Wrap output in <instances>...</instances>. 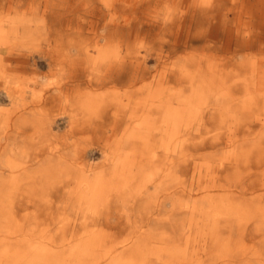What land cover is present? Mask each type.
I'll return each instance as SVG.
<instances>
[{"label": "rangeland", "instance_id": "1", "mask_svg": "<svg viewBox=\"0 0 264 264\" xmlns=\"http://www.w3.org/2000/svg\"><path fill=\"white\" fill-rule=\"evenodd\" d=\"M132 1L136 0H107L108 5L100 4L102 20L106 16L107 21L121 24V14ZM22 5L25 6L23 0H0V16L13 8L21 10ZM139 51L137 61H144L143 69L147 73L127 95L121 89L123 108L111 143L120 139L122 144L112 148L104 146L105 138L98 134L99 130L88 128L84 118L79 116L73 120L70 107H76L74 100L81 102L89 97L87 88L70 90L63 86L67 69L55 66L49 69L46 61L37 57L28 59V65L25 62L19 68L15 64L4 66L7 82L15 77L17 83L0 80V264H264V207L244 201L258 199L257 192L252 196L237 193L241 190L240 178L246 175L257 180L264 178V140L256 147L251 142L242 145L245 138L241 134L234 144L236 148L241 145L237 153L232 147L222 149L221 146L195 153L194 142L222 132L205 124L211 112L205 108L200 110L202 121L187 132L184 130L171 143L168 155L164 150L169 141L162 134L152 135V152L143 153L134 139H123L122 134L135 133L133 128L141 113L138 104L162 85L158 78L164 69L155 64L153 54L148 56L145 51ZM6 55L4 51L2 56ZM181 55L185 67L192 71L205 52L195 47ZM213 63L214 59L210 61ZM56 83L63 84L62 90L58 94L50 90L47 96H56L55 100L43 109L27 106L16 109L10 104L11 94H6L16 86H25L30 92L34 85L38 90ZM231 95L240 98L243 92ZM128 97H131L130 103ZM30 101L31 94L26 93L25 102ZM159 116L156 113L146 118L153 120ZM110 121L107 120L108 127ZM74 125L85 128L77 132ZM101 129V133H110L106 127ZM175 145L177 150L173 154ZM192 156L201 163L203 179L205 175L210 176L206 172L208 164L217 162L227 166L226 160L232 161L233 166L230 164L227 170L220 171L216 180L224 189L229 187L225 205L208 207L205 202L209 199L188 193L190 178L187 181L170 179L173 171ZM130 162L136 163V169L140 165L148 167L147 175L154 179H145L140 186L139 180L136 182L133 177L135 169L130 171L128 167ZM118 165L123 166L119 169ZM176 182H181L179 185L185 190L182 195L173 191Z\"/></svg>", "mask_w": 264, "mask_h": 264}, {"label": "bare ground", "instance_id": "2", "mask_svg": "<svg viewBox=\"0 0 264 264\" xmlns=\"http://www.w3.org/2000/svg\"><path fill=\"white\" fill-rule=\"evenodd\" d=\"M23 1V9L13 8L10 13L0 16V80L6 79V83L14 84L15 77L7 82L8 72L4 66L15 64L19 68L25 62L28 65L27 60L34 57L46 61L49 69L54 66L67 69L66 82L62 85L68 86L70 90L87 88L89 97L83 98L81 102L74 100L76 107H70L74 112L72 118L74 120L80 116L85 119L88 128L99 130L98 134L105 138L104 146L118 147L121 142L119 139L111 143L112 137L116 136L118 116L123 108L121 89L124 88V95H127L134 84L136 88L143 81L147 73L143 69L144 61H137L139 50L145 51L148 56L153 54L155 64L164 69L158 78L162 85L138 104L141 113L133 128L135 133H124L121 135L123 139H134L143 153L152 152V135L162 134L169 141L164 150L168 155L171 143L178 140L184 130L187 132L202 121L203 113L200 110L205 108L211 111L205 118V124L213 129H222V132L213 133L210 139L201 138L200 142H194L192 148L195 153L219 146L222 149L232 147L237 153L236 149L240 150L241 145L236 148L234 144L241 134L245 138L242 145L251 142V146L256 147L257 143L264 140V0H136L121 14V24L115 23V20L114 23L107 21L106 16L102 20L100 4L108 5L107 0ZM153 32L155 35L151 37ZM195 47L204 51L205 55L191 71L185 67L181 54ZM4 51H7L5 57L2 56ZM22 59L24 63L21 64ZM212 59L215 63L210 64ZM204 66L207 70L202 71ZM62 85L56 83L53 87L38 90L34 85L30 92L25 86H16L6 94H11L8 96L11 98L10 104L16 109H25L26 106L43 109L56 97L47 96V93L53 90V93L58 94ZM94 87L103 89L93 91ZM167 92L170 93L166 95ZM233 92H243V95L238 98L231 95ZM26 93L31 94L30 102H25ZM130 98H127L129 103ZM156 113L160 114L158 119L146 118ZM109 119L110 127L107 126ZM102 127H106L110 133H101ZM75 128L78 132L85 127ZM186 147L189 145L186 144ZM176 150L177 145L173 146L171 152L175 154ZM193 157L180 164L170 179L187 181L190 178L188 193L194 192L202 199H209L205 202L208 207H218L221 203L225 205L229 187L224 189L222 185L216 184V180L220 171L227 170L230 164L233 166L232 161L226 160L227 166L217 162L208 164L206 172L210 176L205 175L203 179L200 175L201 163ZM133 162L124 165L128 164L130 171L135 169L133 177L136 182L139 180L140 186L145 179H154L147 175L148 167L146 169L145 165H140L136 169V163ZM239 182L241 190L238 194L252 196L254 192L258 193V199L244 198V201L264 207V178L257 180L246 175ZM180 183L175 185L173 191L177 190L182 195L185 190Z\"/></svg>", "mask_w": 264, "mask_h": 264}]
</instances>
